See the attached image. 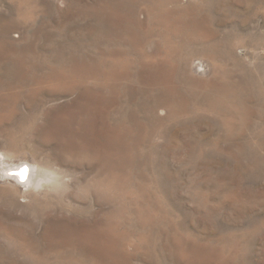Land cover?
Listing matches in <instances>:
<instances>
[{"label":"rangeland","instance_id":"374dc122","mask_svg":"<svg viewBox=\"0 0 264 264\" xmlns=\"http://www.w3.org/2000/svg\"><path fill=\"white\" fill-rule=\"evenodd\" d=\"M0 160V264H264V0H0Z\"/></svg>","mask_w":264,"mask_h":264},{"label":"bare ground","instance_id":"6f19581e","mask_svg":"<svg viewBox=\"0 0 264 264\" xmlns=\"http://www.w3.org/2000/svg\"><path fill=\"white\" fill-rule=\"evenodd\" d=\"M0 163L2 164L3 160H0ZM11 170V174L17 179V181L27 187L31 186L37 180L38 175L40 174V170L36 166H30L28 164H21L17 167L15 166ZM18 178L20 180H18Z\"/></svg>","mask_w":264,"mask_h":264},{"label":"snow or ice","instance_id":"6c2138e0","mask_svg":"<svg viewBox=\"0 0 264 264\" xmlns=\"http://www.w3.org/2000/svg\"><path fill=\"white\" fill-rule=\"evenodd\" d=\"M23 174V173H22Z\"/></svg>","mask_w":264,"mask_h":264}]
</instances>
